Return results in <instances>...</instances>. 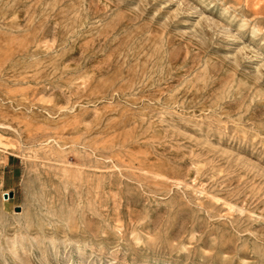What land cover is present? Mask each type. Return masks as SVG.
<instances>
[{"label":"rangeland","instance_id":"rangeland-1","mask_svg":"<svg viewBox=\"0 0 264 264\" xmlns=\"http://www.w3.org/2000/svg\"><path fill=\"white\" fill-rule=\"evenodd\" d=\"M0 264H264V0H0Z\"/></svg>","mask_w":264,"mask_h":264},{"label":"bare ground","instance_id":"bare-ground-1","mask_svg":"<svg viewBox=\"0 0 264 264\" xmlns=\"http://www.w3.org/2000/svg\"><path fill=\"white\" fill-rule=\"evenodd\" d=\"M5 196H6V197H8V195H7V194H5Z\"/></svg>","mask_w":264,"mask_h":264}]
</instances>
